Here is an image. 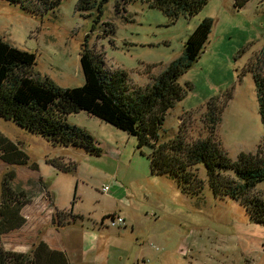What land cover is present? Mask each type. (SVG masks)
I'll return each instance as SVG.
<instances>
[{
    "label": "rangeland",
    "instance_id": "rangeland-1",
    "mask_svg": "<svg viewBox=\"0 0 264 264\" xmlns=\"http://www.w3.org/2000/svg\"><path fill=\"white\" fill-rule=\"evenodd\" d=\"M99 1L87 10L76 9L77 0H60L47 11L36 3L31 11L0 0V36L34 53V72L60 87L83 83L79 53L86 43L107 72L127 73L132 94L180 55L197 23L210 17L200 57L179 78L191 89L168 110L161 138L173 136L178 126L191 137L204 133L205 102L229 94L227 101L217 99L226 102L215 131L220 147L231 159L256 150L264 132L247 68L255 65L263 46L264 0H248L239 9L233 0H208L192 16L173 21L144 0H105L97 17ZM66 120L92 136L97 154L52 144L0 117V132L27 156L23 164L0 159L4 249L28 252L45 233L66 245L73 233L88 228L108 236L117 251L132 247L134 253L141 247L145 264H264V226L249 218L243 203L214 196L205 181L191 194L174 177L151 174L147 144L137 147L134 136L85 111L69 113ZM197 167L205 180L203 165ZM9 173L11 179L5 177ZM6 187L18 202H7ZM252 193L264 202V179ZM68 210L82 218L68 224L64 216L58 222L55 212ZM118 210L125 224L120 230L108 225L109 215ZM56 225H64L57 234L51 229Z\"/></svg>",
    "mask_w": 264,
    "mask_h": 264
},
{
    "label": "trees",
    "instance_id": "trees-1",
    "mask_svg": "<svg viewBox=\"0 0 264 264\" xmlns=\"http://www.w3.org/2000/svg\"><path fill=\"white\" fill-rule=\"evenodd\" d=\"M5 1L17 3L31 11L32 4L38 3L47 11L60 2ZM103 1L97 4V17L101 15ZM144 1L173 21L180 15L192 16L208 0ZM247 1L233 0V7L239 9ZM94 4L95 0H77L76 9L87 10ZM211 27L212 19L202 18L186 37L180 55L156 75L150 76L149 83L144 87L134 88L132 94L128 93L127 73L123 70L107 72L101 57L86 43L82 44L79 53L83 83L75 87H60L34 72V53L18 49L0 36V117L11 120L52 144L73 145L97 154L99 149L93 147L92 136L66 120L69 113L85 111L134 136L137 147L147 144L150 147L147 160L151 174L172 176L184 192L191 194L200 192L205 181L214 196L240 201L245 205L249 218L264 226V202L251 194L255 185L264 179V135L254 152L240 151L235 159L222 150L216 138V126L226 103L224 101L230 98L229 94L221 100L218 95H213L205 102L206 112L202 118L204 133L199 131L191 137L187 130L178 126L173 136L161 138L160 131L168 110L191 89L189 83L182 85L179 78L200 57ZM255 56V65H250L247 70L252 73L257 112L264 132V42ZM217 99L224 101L219 104ZM0 159L10 164H23L27 156L17 143L0 132ZM198 164L204 167L205 180L196 172ZM5 177L11 179L12 174ZM6 190L7 202H18V197L12 199L8 187ZM55 214L58 222L64 216L69 222L82 218L70 210ZM3 225H0V264H68L61 251L48 248L40 240L28 252L4 249L1 233L7 228H3Z\"/></svg>",
    "mask_w": 264,
    "mask_h": 264
},
{
    "label": "crops",
    "instance_id": "crops-1",
    "mask_svg": "<svg viewBox=\"0 0 264 264\" xmlns=\"http://www.w3.org/2000/svg\"><path fill=\"white\" fill-rule=\"evenodd\" d=\"M119 211L115 213L121 216ZM68 224H71V222ZM64 225L51 226V229L57 234L58 229ZM117 229L124 228L121 226ZM39 240L44 242L48 248L61 251L66 256L68 264H72L70 259L74 260L73 264H145V258L141 255V247L137 250L134 248L136 250L134 253L129 251L133 249L132 247H129L128 250L125 247H121L117 251L114 249V242L108 236H102L99 229L96 230V233L88 228L81 230L79 235L73 233L70 238L71 241L66 245L55 241L53 236L46 233Z\"/></svg>",
    "mask_w": 264,
    "mask_h": 264
},
{
    "label": "built area",
    "instance_id": "built-area-1",
    "mask_svg": "<svg viewBox=\"0 0 264 264\" xmlns=\"http://www.w3.org/2000/svg\"><path fill=\"white\" fill-rule=\"evenodd\" d=\"M102 190H108L107 186H102ZM110 219L108 221V225L111 226V227H121L124 225V220L123 218L116 214V213H112L109 215Z\"/></svg>",
    "mask_w": 264,
    "mask_h": 264
}]
</instances>
